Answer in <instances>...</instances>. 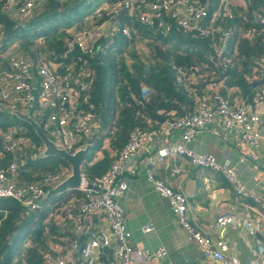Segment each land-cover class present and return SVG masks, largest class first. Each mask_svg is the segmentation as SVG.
Here are the masks:
<instances>
[{
	"label": "built area",
	"instance_id": "obj_1",
	"mask_svg": "<svg viewBox=\"0 0 264 264\" xmlns=\"http://www.w3.org/2000/svg\"><path fill=\"white\" fill-rule=\"evenodd\" d=\"M6 1V8L23 20L40 6L42 0ZM21 2L18 12L14 13ZM236 3L237 0H123L119 9H125L131 21L162 30L166 35L176 29L198 38L214 36L222 31L217 23L234 17ZM255 21L264 27V5L256 12ZM104 31L103 27L74 31L67 51L60 57L42 55L30 60L18 55L15 45L8 48L3 55L7 58L8 67L0 68V113L15 110L30 113L42 125L46 135L69 153L90 144L97 133V118L83 106L90 101L89 91L94 74L91 60L100 49L98 42ZM118 32L114 30L111 33L110 43ZM122 33L131 38L129 29H123ZM222 36L228 39L231 32L224 30ZM248 37H254L252 32ZM226 48L227 43L223 42L216 53L222 56ZM222 65L226 68L228 62ZM262 79L264 56L260 59V69L254 82ZM238 100L230 102L220 96L207 97L194 112L164 121L154 133L135 128L109 171L93 184L88 183L83 174L82 187L72 189L79 191L82 197L73 195L65 207L55 211L53 216L59 220L63 238L61 243L51 245V249L44 254V264H146L166 259L164 246L156 251L132 247L134 236L127 227L126 211L120 203L128 191V183L122 176L126 160L144 154L148 178L154 190L169 201L189 240L196 243L208 259L218 264H241L234 242L226 235L228 227H239L253 237L252 248L260 258V261L250 264H264V193L260 195L255 190L260 183L254 189H248L238 170V165L262 161L259 151L264 117V84L255 94L252 112ZM217 119L223 122L226 131L237 132L248 149V154L242 156L237 165L222 163L217 157L195 152L188 146L197 134ZM15 135L16 130H10L0 136L2 150L17 157L9 163L7 170L0 166V200L12 199L28 211L36 210L43 205L49 185H57L70 176L71 168L46 174L37 183L22 184L18 179L20 166L45 158L44 145L16 138ZM177 135L178 138H175ZM180 158L189 159L194 167L222 175L238 197L252 200L255 206H233L230 212L217 216L210 225L211 232H207L191 209L188 195L175 191L152 172L154 167L166 166L173 175L186 174V170L178 165ZM1 213L3 210L0 209ZM4 218H0V225ZM142 232L154 233V226L145 225Z\"/></svg>",
	"mask_w": 264,
	"mask_h": 264
},
{
	"label": "trees",
	"instance_id": "obj_2",
	"mask_svg": "<svg viewBox=\"0 0 264 264\" xmlns=\"http://www.w3.org/2000/svg\"><path fill=\"white\" fill-rule=\"evenodd\" d=\"M6 2L0 4V68L8 67L3 55L14 45L18 55L30 60L42 55L60 57L67 51L74 31L98 30L115 20L121 22V30L112 43L109 38L114 29L103 32L98 42L100 49L91 60L94 74L90 101L83 106L97 118V133L90 143L93 150L83 167L90 184L97 183L109 171L135 128L154 133L164 121L194 112L207 97L253 104L262 87L254 85L264 56V27L256 23L255 14L264 0H237L234 17L217 23L222 31L198 38L176 29L166 35L162 30L131 21L126 12L119 15L118 6L123 0H107L105 8L101 7L103 0H42L23 20L6 8ZM126 28L131 31V38L122 33ZM224 30L231 32L228 39L222 36ZM249 32L254 37H248ZM223 42L227 48L219 56L216 50ZM226 61L225 68L222 64ZM7 115L11 116L0 113V136L16 130V138L42 144L28 123L18 119L17 124H11ZM2 144L0 141V166L7 170L17 157L4 152ZM64 168H70L67 162L45 157L20 166L18 179L22 184L37 183L44 175ZM55 187L52 183L47 191ZM73 195L82 197L79 191L68 190L32 211L15 200H0V218L7 212L0 225V264H44V254L63 238L59 220L53 215Z\"/></svg>",
	"mask_w": 264,
	"mask_h": 264
},
{
	"label": "crops",
	"instance_id": "obj_3",
	"mask_svg": "<svg viewBox=\"0 0 264 264\" xmlns=\"http://www.w3.org/2000/svg\"><path fill=\"white\" fill-rule=\"evenodd\" d=\"M246 105L249 111L254 110L253 104ZM260 129L262 140L259 153L262 161L257 164L238 165V170L248 189H254L257 183L261 184L255 189L261 195L264 193V117ZM175 138H178V135ZM188 146L195 152L213 155L220 162L232 165H237L238 160L248 154V149L241 142L239 134L235 131H226L219 119L197 134ZM144 157L145 154L126 160L122 174L128 183V191L120 199V203L126 211L127 227L134 236L132 247L154 251L160 246L166 248L165 260L146 264H218L208 259L202 249L189 240L169 201L156 193L149 181ZM178 165L186 170V174L173 175L166 166L154 167L152 172L156 178L164 181L175 191H183L188 195L191 209L207 232H211L210 225L217 216L230 212L233 206L239 208L242 204L255 206L252 200L238 197L222 175L194 167L187 158H180ZM192 181L195 182L193 196L190 195ZM145 225H153L155 232L144 234L142 229ZM244 232L247 239L243 237L248 245L253 247V237Z\"/></svg>",
	"mask_w": 264,
	"mask_h": 264
},
{
	"label": "water",
	"instance_id": "obj_4",
	"mask_svg": "<svg viewBox=\"0 0 264 264\" xmlns=\"http://www.w3.org/2000/svg\"><path fill=\"white\" fill-rule=\"evenodd\" d=\"M125 14V9L119 11V15ZM264 79L261 81H256L254 85H263ZM11 116L17 117L19 120L28 123L35 131L36 135L39 137L44 145L43 156L44 157H55L67 162L71 168V174L62 182L56 185L55 188L49 190L46 194L44 201L49 198L61 194L65 191L77 189L83 185V167L88 162V159L93 150L92 144H87L84 148L79 149L74 153H69L68 151L59 148L53 140H51L44 129L38 121H36L30 113H23L21 111L10 112ZM195 182L192 181L190 184V195L192 194V189ZM227 237H229L235 244V248L238 254V259L241 264H250L252 261H260L259 256L254 252L253 248L248 245L245 238L242 235V229L237 227H228L226 232Z\"/></svg>",
	"mask_w": 264,
	"mask_h": 264
},
{
	"label": "rangeland",
	"instance_id": "obj_5",
	"mask_svg": "<svg viewBox=\"0 0 264 264\" xmlns=\"http://www.w3.org/2000/svg\"><path fill=\"white\" fill-rule=\"evenodd\" d=\"M105 3L104 4H101V7H104L105 8V5L107 3V0H103ZM107 8H109L110 10H112V7H109L108 5L106 6ZM119 7V6H118ZM115 8V7H114ZM101 10V8H100ZM99 9L97 10V13L99 14L101 11ZM95 16V15H94ZM104 30H108V29H114L115 31H120L121 30V22L119 20H115L114 22L110 23V24H107L104 26ZM6 118L8 119V121L11 123V124H17L18 123V118L15 117V116H6ZM100 153H97L96 155H98ZM96 155L94 156L95 158L94 161L97 159ZM213 172V171H212ZM194 201V200H193ZM192 201V202H193ZM243 236L247 239V234L243 231Z\"/></svg>",
	"mask_w": 264,
	"mask_h": 264
}]
</instances>
